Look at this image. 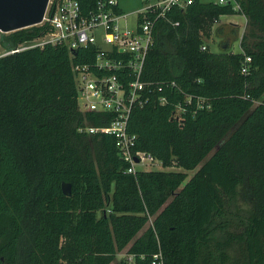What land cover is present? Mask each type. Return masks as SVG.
<instances>
[{
	"label": "trees",
	"instance_id": "1",
	"mask_svg": "<svg viewBox=\"0 0 264 264\" xmlns=\"http://www.w3.org/2000/svg\"><path fill=\"white\" fill-rule=\"evenodd\" d=\"M77 1L88 13L96 0ZM238 1L239 13L201 0L172 9L145 58L150 92L126 130L163 168L196 170L187 182L128 174L113 136L79 131L111 117L79 106L72 64L89 63L87 50L0 56V264H152L158 253L162 264H264V0ZM234 14L240 51L202 50ZM47 33L0 34V47Z\"/></svg>",
	"mask_w": 264,
	"mask_h": 264
},
{
	"label": "built area",
	"instance_id": "2",
	"mask_svg": "<svg viewBox=\"0 0 264 264\" xmlns=\"http://www.w3.org/2000/svg\"><path fill=\"white\" fill-rule=\"evenodd\" d=\"M195 0H156L132 15L123 14L118 0H96L88 13H83L77 0H49L45 14L38 25H46L49 33L19 45L4 55L20 52L45 44L65 47L73 56L80 49L87 50L89 63H74L77 99L84 112L107 113V126H85L79 129L87 134H105L115 138V147L120 159L127 165L128 174L147 172L137 170L143 163L156 165L159 162L150 155L135 151V137L126 127L131 112L142 107L148 85L142 82L146 55L153 45V31L157 21L165 19L172 9H184ZM210 1L232 11H241L238 0ZM120 12H119V11ZM177 25V23H176ZM202 50H206L203 46ZM1 55V56H4ZM250 58L245 59L249 63ZM246 66L241 70L246 73ZM152 264H162L160 253L153 256Z\"/></svg>",
	"mask_w": 264,
	"mask_h": 264
},
{
	"label": "rangeland",
	"instance_id": "3",
	"mask_svg": "<svg viewBox=\"0 0 264 264\" xmlns=\"http://www.w3.org/2000/svg\"><path fill=\"white\" fill-rule=\"evenodd\" d=\"M155 1L156 0H118V5L123 14L132 15L129 17V20H132L134 18L133 15H136L137 11L143 9L147 4L154 3ZM244 28L245 19L242 15L234 14L230 16H221L213 26L211 37L209 39H203L204 45L210 52L218 53L221 51V46L227 43L229 45V52L238 53L240 51L239 40L244 32ZM7 52L8 51L0 47V56L6 54ZM142 168L149 171L184 172L187 174L186 182L196 171H185L176 167L163 168L160 163L156 165L143 163L142 165L136 167L137 170ZM125 257V251H123L117 255V260Z\"/></svg>",
	"mask_w": 264,
	"mask_h": 264
},
{
	"label": "water",
	"instance_id": "4",
	"mask_svg": "<svg viewBox=\"0 0 264 264\" xmlns=\"http://www.w3.org/2000/svg\"><path fill=\"white\" fill-rule=\"evenodd\" d=\"M49 0H0V34L38 25ZM61 192L69 196L71 187L62 183Z\"/></svg>",
	"mask_w": 264,
	"mask_h": 264
}]
</instances>
